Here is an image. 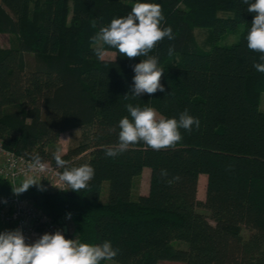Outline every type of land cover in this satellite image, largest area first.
<instances>
[{
  "label": "trees",
  "instance_id": "obj_1",
  "mask_svg": "<svg viewBox=\"0 0 264 264\" xmlns=\"http://www.w3.org/2000/svg\"><path fill=\"white\" fill-rule=\"evenodd\" d=\"M135 2L0 0V33L17 40L0 47V140L18 154L56 164L61 133L80 127L79 142L62 158L69 168L88 163L95 170L80 192L33 185L21 194L55 221L70 214L75 228L68 239L111 242L121 264H264V73L253 67L262 54L249 50L246 39L255 14L243 0H147L161 5V27L171 26L175 39L165 37L149 52L164 69L165 92L133 97L132 66L146 57L129 59L102 45L116 56L100 60L91 38ZM241 24L238 41L210 49L194 32L211 28L217 39ZM129 103L153 107L164 118L179 119L187 110L200 127L181 128L174 148L157 151L139 143L109 157L105 148L118 143L119 121L131 119ZM146 167L149 192L135 194ZM0 184L2 192H13L3 178Z\"/></svg>",
  "mask_w": 264,
  "mask_h": 264
},
{
  "label": "clouds",
  "instance_id": "obj_2",
  "mask_svg": "<svg viewBox=\"0 0 264 264\" xmlns=\"http://www.w3.org/2000/svg\"><path fill=\"white\" fill-rule=\"evenodd\" d=\"M243 2L248 5L246 11L255 14L246 37L247 47L262 54L261 62L254 63L253 67L257 72L264 73V0ZM164 19L160 4L137 0L125 17L112 19L110 25L101 27L91 38L96 45L94 54L100 60H104L106 54L102 45L117 49L120 55L129 59L146 57L132 66L135 75L129 93L133 97H140L145 93L151 95L157 91L165 92V86L161 83L164 69L158 66V57L149 56V52L165 37L169 40L175 39L171 26L161 27ZM173 50V47H169V55ZM168 95L170 93H166L165 97ZM125 98H128L127 94ZM126 107L131 119L125 116L119 121L118 143L105 148V154L109 157H115L139 143L157 151L174 148L182 140L181 128L190 132L193 126L197 129L200 127L199 119L190 115L187 110L181 112L177 119L158 116L157 110L153 107L141 108L131 103ZM61 151L57 148L53 153L57 168L64 169L60 174V180L69 185V189L77 192L87 188L94 177V168L88 163L79 167H67L68 161L62 158ZM32 161L33 163L29 165L30 170L40 173L48 170V165L42 162L39 155H33ZM160 175L166 178L167 169H161ZM179 179L178 175L173 178L176 181ZM40 181L34 176H29L19 187H13V191L19 195L33 185H39ZM168 182L171 183L172 180ZM40 187L43 189L42 185ZM119 251L109 241L95 245L84 243L78 237L66 238L60 230L54 234L45 233L31 244L26 243L25 235L20 228L0 233V264H100L102 260H113Z\"/></svg>",
  "mask_w": 264,
  "mask_h": 264
},
{
  "label": "built area",
  "instance_id": "obj_3",
  "mask_svg": "<svg viewBox=\"0 0 264 264\" xmlns=\"http://www.w3.org/2000/svg\"><path fill=\"white\" fill-rule=\"evenodd\" d=\"M48 165L44 173L35 172L29 169L33 163L32 158L9 150L0 140V178L6 180L13 187L20 184L29 176H34L39 185L48 191H60L69 187L60 180L61 168L51 161H43ZM68 224L63 221H55L51 215L42 207L35 205L22 194L0 192V233L6 230L20 228L26 238V243L31 244L32 238L41 235V232L55 233L57 230L67 235ZM7 228V229H6Z\"/></svg>",
  "mask_w": 264,
  "mask_h": 264
},
{
  "label": "rangeland",
  "instance_id": "obj_4",
  "mask_svg": "<svg viewBox=\"0 0 264 264\" xmlns=\"http://www.w3.org/2000/svg\"><path fill=\"white\" fill-rule=\"evenodd\" d=\"M244 26L241 24L237 30L235 32L232 33H228V34H223L221 37L215 39L213 36V30L211 28H206V27H196L194 29L195 35L197 37V41L198 43L205 49H210L214 44H219V45H229L232 44L236 41H238V39L240 38L241 32L243 30ZM17 43L16 37L13 34H8V33H0V47H10V46H14ZM106 55H108L106 53ZM27 60L28 62L31 64L32 61V56L28 55L27 56ZM259 108L261 110H264V92L261 95V101H260V105ZM158 114V113H157ZM79 132V131H78ZM77 142L75 140H72L71 143L67 146L68 148L71 145L76 144ZM62 150V148H61ZM67 151V150H66ZM63 153V151H61V154ZM149 170V173L151 172L150 168H146L145 172H147ZM143 173L142 176L140 177V179L137 182V185L134 189L135 194H137L138 192L141 191V189H147L148 187V182L150 180L147 179V175L146 173ZM201 176H206L205 174H201ZM199 182L200 179H199ZM150 184V183H149ZM1 186V184H0ZM7 190L9 191L10 189L7 188ZM0 192H1V188H0ZM200 193V199L205 200V192L204 189L198 188V194ZM107 194H108V184L107 182L104 184L103 186V190L101 193V200L102 201H106L107 200ZM199 196V195H198ZM32 201V200H31ZM36 204V203H35ZM38 206V204H36ZM202 211H206L204 208H200ZM68 233L66 235V238H68L69 236H73L74 234V225L70 224V226L68 227ZM245 235H248V231L247 230H243ZM44 233L41 232V235L39 236H35L32 238V243H34L38 238H40ZM174 244L177 247H183V248H188V243L186 241H178L176 240L174 242ZM110 264H121L116 260H111L109 261ZM159 264H184L182 262H178V261H172V260H161L159 262Z\"/></svg>",
  "mask_w": 264,
  "mask_h": 264
},
{
  "label": "crops",
  "instance_id": "obj_5",
  "mask_svg": "<svg viewBox=\"0 0 264 264\" xmlns=\"http://www.w3.org/2000/svg\"><path fill=\"white\" fill-rule=\"evenodd\" d=\"M106 53L108 55L105 54V58L114 59L115 56H116V53L113 52V51H106ZM158 116H161V115L158 113ZM81 133H82V128H80V127L74 128L72 130H69V131L61 133V135H60V144H61V148H62L63 153L66 152V150L68 149L67 146L71 143L72 140H75L76 142H79V140L81 138ZM146 168H144L143 173L145 172ZM145 173L147 175V179L150 180L151 172L149 173V170H148ZM149 183H150V181L148 182L147 189H141V191H140L141 194H147L149 192V187H150ZM62 221L64 223L68 224V226H70V224L72 222V224L74 225V228H75V222H74V220L71 217L66 216V217H64L62 219Z\"/></svg>",
  "mask_w": 264,
  "mask_h": 264
}]
</instances>
